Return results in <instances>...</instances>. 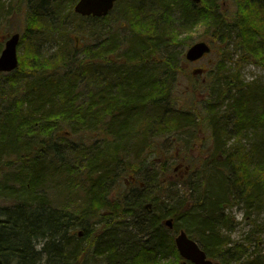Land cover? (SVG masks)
<instances>
[{"label": "trees", "instance_id": "16d2710c", "mask_svg": "<svg viewBox=\"0 0 264 264\" xmlns=\"http://www.w3.org/2000/svg\"><path fill=\"white\" fill-rule=\"evenodd\" d=\"M76 1L26 0V23L17 29L22 54L0 87V158L21 156L16 192H26L15 198L21 207L4 211L0 260L87 264V255H98L99 264H158L166 253L178 258L174 235L181 228L190 233L193 226L207 257L223 264H263L253 256L244 259L240 245L223 239L220 229L228 228L229 218L217 203L205 207L204 193L198 214L187 219V213L175 209L178 199L169 198L172 184L166 179L173 171L158 139L206 126L222 160H210L201 173L213 165L212 171L224 169L225 194L248 208L264 197V137L250 148L242 143L248 132L264 131V85L245 82L237 68L227 74L224 56L199 107L195 99L173 97L172 90L177 76L185 74L180 66L183 48L190 46L189 38L181 36H190L198 25L210 44L231 43L239 50L236 65L250 62L264 68V0H233L230 13L218 0H201L199 5L189 0H121L112 10L120 23H107L110 14L81 17L73 12ZM172 7L178 8L177 17ZM83 35L91 41H83ZM46 42L54 47L49 56L42 51ZM176 46L181 51L162 52ZM194 71L183 75L192 89L206 84ZM66 128L76 142H66ZM51 132L54 155L49 157L59 172L69 173L71 193L69 201L55 207L43 199L41 185L34 187L40 183L34 150L46 149ZM231 139L236 142L229 147ZM68 150L75 154L71 166L63 157ZM10 160H0V165ZM73 173L84 178L75 180ZM138 175L144 179L139 185L123 181ZM197 180H180L190 201L201 187ZM167 218L173 219L172 229L163 226Z\"/></svg>", "mask_w": 264, "mask_h": 264}, {"label": "rangeland", "instance_id": "374dc122", "mask_svg": "<svg viewBox=\"0 0 264 264\" xmlns=\"http://www.w3.org/2000/svg\"><path fill=\"white\" fill-rule=\"evenodd\" d=\"M218 4L222 9L227 10L228 13L233 12V0H218ZM172 10L173 15L177 17L179 15L178 8L172 7ZM26 17V0H0V43L2 44L0 52L3 49V44L6 38L10 34L17 32V29L21 28L24 23H26ZM110 18L111 19L107 23H120L117 18H114V16H112V14L110 15ZM185 37L189 38L188 42L190 44L188 45L199 41H206L210 43V41L208 40L209 35L201 25L196 26L192 30L190 36L182 35L181 39H185ZM83 41L90 42L91 39L83 35ZM211 46V53L201 58L200 60H197L193 63H189L185 60L184 64L181 63L180 66L183 68V70H185V74L177 76V80L174 82L175 86L172 89L174 95L173 97L181 96L187 98L188 100L195 99L198 104L197 106L199 107L200 101L208 96L209 90L206 86L208 85V83L215 82V71L220 70L218 64L224 59V56H227L228 58L223 62V66L225 67L224 69H226L227 74H229L232 70V72L235 73L234 68H237L239 75L242 77V79H244L245 82L259 81L264 85V68L250 62H240L238 65L234 63V61L238 60L240 56L239 50L236 49L234 45H231V43L223 44L216 42L214 45L211 44ZM188 47L189 46H185L183 48V53H185ZM174 48H178V50L181 51L180 48H182V46L169 47L164 49L162 48V52L166 53L168 51H174ZM53 50L54 47H52L49 42H46L42 48L45 56H49L50 54H52ZM21 54L22 51L18 50V56ZM192 71L195 72L194 74H197L199 76L198 81H202L204 79L203 81L206 82V84L202 87L198 86L197 88L192 89L190 82H188L187 79H185L183 76L192 73ZM10 78L11 74L0 73V87H5L7 79ZM187 86L190 87L188 88V90H186L185 88ZM65 131L66 133L63 132L62 136L66 137L67 143L77 141V137H74V135L70 134L67 128L65 129ZM263 137L264 131L248 132L242 143L246 144V148H250L256 141L262 140ZM199 138L202 140L201 142L199 141ZM235 142V139H231L228 142L227 146L230 147V144H234ZM58 143L63 144L61 142ZM158 144L167 156V163L171 164V172L173 171L168 177L166 176V179L170 181V184H172L170 185L171 187L168 188V193H170L169 198L178 199L175 205V209L180 211L181 213H187L188 216H185L187 217V219L192 217L191 215L198 214L200 212V209L198 208L199 206L197 207V203H202L199 201V198L201 196L200 192L204 193L205 198L203 203L205 207H207L211 202H213L214 204L217 203V205L219 204L217 207L223 210V216L229 218L228 228L220 229V234L223 239L228 240L231 246L240 245L242 247V251H245L246 253L244 259H248L250 256H253L252 258H258L264 264V197L261 198L260 202L256 203L253 208H248L243 202L239 201L237 197H232L231 194L228 196L225 194L224 191H226V184L224 183L222 177V171L224 169L218 170V172H215V169L214 171H212V168L215 167L213 165L211 166V171L201 173L205 169L204 166H206L207 163L209 164L211 162L210 160L214 158H216V160L219 162H221L222 160L221 156H219L214 149V140L211 136L210 130L206 128V126H203V128L199 131H194V128H189L180 134H172L159 138ZM60 149H62V146ZM52 154L54 155L53 151ZM74 155L75 154L70 152V150H68L67 154L63 155V157L67 161L68 166H71L72 162H74ZM153 157L155 158V161L159 160L157 158V155H153ZM10 159L11 158H8V156L0 158L2 162H9ZM50 160L51 157H49V152L47 154L44 152L42 158L40 159V162L44 164L48 171L47 177L49 183L48 185H43L47 189L46 193L42 196L43 199L49 201V203H51V205L55 207L66 203L65 201H69L71 193L68 195L69 190L67 185H70V178L69 173L65 172L64 175L57 170V162L54 164V161L51 160V163L49 164ZM190 161H192L193 163L192 170L189 164ZM21 163H23V161H21ZM194 164H196V166ZM8 167H10V164L8 165ZM159 167L160 166L154 167V172L158 171L160 169ZM11 169L12 167L6 169V171ZM146 170L149 172L148 168H146ZM188 171L191 173H189ZM187 176H190L193 180L198 179L197 182H202L200 184L201 187L197 188V190L192 193L193 201H190L187 195V191L184 189L181 190L179 186L181 185L180 180L184 179V177ZM73 177L75 180L84 178V176H82L81 174L78 175V173H73ZM25 181H27V179ZM123 181L125 183L132 181L131 183L135 182L136 185H139L142 181H144V179L140 175H138L133 179L128 176ZM219 184L224 186L220 187L218 186ZM16 190L18 189H12L8 186V189L7 187L5 189L6 192L2 194L12 196L11 192ZM198 190L199 193L197 192ZM23 191L26 192L25 190H22V192H18V195L23 194ZM233 193L235 194V191H233ZM80 194L81 193H79V195ZM5 195L3 196L5 197ZM5 201V203L1 202V204H8V206H11L13 204V202L8 203L7 199ZM66 208L72 210L74 207L67 206ZM193 222V220L190 221V223ZM190 228L192 229L193 226ZM191 229L189 230V233L184 228H181V230H183L187 234V236L190 237L194 242H196L197 245H199V247L201 248L198 241L200 238L192 231L193 229ZM140 238L141 237L137 238L136 240L138 244H141V241H143V238H141L142 240ZM93 257H95V255ZM101 257L102 256L96 255V258L94 259L91 258L90 255H87L85 258L87 259V264H99V260ZM176 258L177 257L175 255L166 253L164 260H161L160 262H158V264H182L181 257H179L178 255V258ZM211 260L223 264V262L218 258H211Z\"/></svg>", "mask_w": 264, "mask_h": 264}, {"label": "water", "instance_id": "95a60500", "mask_svg": "<svg viewBox=\"0 0 264 264\" xmlns=\"http://www.w3.org/2000/svg\"><path fill=\"white\" fill-rule=\"evenodd\" d=\"M118 0H78L74 6V11L83 16H104L113 7L114 2ZM199 3L200 0H191ZM19 34L11 35L4 43L0 53V72H11L16 69L17 45ZM210 52V47L206 42H196L189 46L185 52V58L189 62H195ZM164 225L171 229L172 220L168 219ZM174 243L180 257L183 258V264H220L207 258L205 252L194 242L187 234L180 230L174 238ZM0 264H3L0 260Z\"/></svg>", "mask_w": 264, "mask_h": 264}, {"label": "flooded vegetation", "instance_id": "af4514ba", "mask_svg": "<svg viewBox=\"0 0 264 264\" xmlns=\"http://www.w3.org/2000/svg\"><path fill=\"white\" fill-rule=\"evenodd\" d=\"M0 133H1V130H0ZM46 139H47V147H46L45 150L48 151L49 153H51L52 152V149H51L52 144L50 145V143H52L53 140H54V133L51 132L50 134H47V138ZM35 150H37V149H35ZM35 150H34V153L36 154L35 156L37 157V159L39 161V162H37L39 164L37 166V170H38V173H39L38 176H37V178L40 180V183L37 186H34V185L33 186L36 187V188H38L39 185H41L39 188H40L41 192H43V191H46V189H47L43 185H48L49 180H48V177H47L48 171H47L46 167L44 166V164L40 162V159L43 156V153L42 152H45L46 154L48 152H46L43 149H41L42 152L41 151L39 152L38 150L35 151ZM0 151H1V147H0ZM20 151H21V149L18 152H20ZM2 153L4 154V152H2ZM1 157H3V156H1ZM14 157H15V159H11L10 160V163H9L10 164V167H12L11 170H7L6 171V169L10 168V167H8L9 164L0 165V179H1L0 180V222L4 221L6 219V215L4 214V211L16 209V206L17 205H20L19 207L22 206V203L20 201L18 202L15 199L17 197L18 198L20 197V195H18L19 194L18 192L12 191L11 192L12 193V196L2 194L4 192H6L5 189H6V187L8 189V186L10 188H12V189H16L17 187H20L21 186V185H19L20 179L17 178V176L20 177V175L22 173L21 172V169H22L21 168V158H20L21 156L14 155ZM46 178H47V181H46ZM3 195H5V197ZM6 199H7V202L8 203L13 202V204L11 206H8V204H6V205L1 204V202L5 203L6 202L5 201ZM35 203L37 204L36 201H35Z\"/></svg>", "mask_w": 264, "mask_h": 264}]
</instances>
